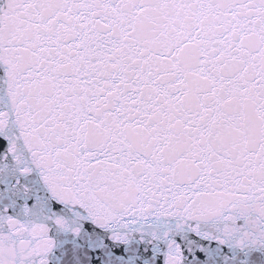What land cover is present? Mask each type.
<instances>
[{
  "label": "snow or ice",
  "instance_id": "1",
  "mask_svg": "<svg viewBox=\"0 0 264 264\" xmlns=\"http://www.w3.org/2000/svg\"><path fill=\"white\" fill-rule=\"evenodd\" d=\"M0 264H264V0H0Z\"/></svg>",
  "mask_w": 264,
  "mask_h": 264
}]
</instances>
